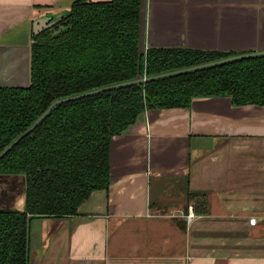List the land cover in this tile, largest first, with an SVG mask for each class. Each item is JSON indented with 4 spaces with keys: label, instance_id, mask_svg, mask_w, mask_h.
<instances>
[{
    "label": "crops",
    "instance_id": "1",
    "mask_svg": "<svg viewBox=\"0 0 264 264\" xmlns=\"http://www.w3.org/2000/svg\"><path fill=\"white\" fill-rule=\"evenodd\" d=\"M73 1L0 0V86L28 83L33 21ZM141 15L146 48L264 50V0H142ZM110 173L78 216L35 229L31 264H264V107L148 110L113 138Z\"/></svg>",
    "mask_w": 264,
    "mask_h": 264
},
{
    "label": "trees",
    "instance_id": "2",
    "mask_svg": "<svg viewBox=\"0 0 264 264\" xmlns=\"http://www.w3.org/2000/svg\"><path fill=\"white\" fill-rule=\"evenodd\" d=\"M140 13L141 0H76L71 15L32 36L30 87L0 88V154L57 100L238 54L150 48L141 55ZM220 96L236 107H264V56L56 106L0 159V175L27 179L26 212L0 211V264H30L29 216H78L94 192L109 190L111 142L140 115ZM186 194L197 215L209 214L205 193Z\"/></svg>",
    "mask_w": 264,
    "mask_h": 264
},
{
    "label": "water",
    "instance_id": "3",
    "mask_svg": "<svg viewBox=\"0 0 264 264\" xmlns=\"http://www.w3.org/2000/svg\"><path fill=\"white\" fill-rule=\"evenodd\" d=\"M76 1V0H75ZM73 1L70 7L61 13H47L33 21L32 27L30 28L29 31V43H28V55H27V66H28V83L24 86H0V88H29L31 85V59H32V45L35 43L33 41L32 36L39 35L42 33L44 30H48L53 28L54 26L58 25L63 19H65L67 16L71 15V7ZM100 1V0H96ZM141 7H142V0H141ZM142 15L140 13V39H139V47H140V54L145 55L147 53V50L150 48H156V47H149L146 48L144 47L142 43ZM63 28H60L58 32H61ZM167 48H184V49H190L186 47H167ZM192 50H200V49H192ZM201 51H210V50H201ZM221 52H237L238 54L236 56H232L226 59H222L219 61H215L212 63H206L194 67H189L185 68L182 70H177L173 71L170 73H165L153 77H144L141 79H136L132 81H127L119 84H114L111 86L103 87L97 90L89 91L86 93H82L79 95L71 96L68 98H63L60 100L55 101L49 108L48 110L42 114L22 135L17 137L1 154H0V159L3 158L10 150H12L23 138L28 136L30 133L33 132V130L51 113V111L58 105L70 102V101H75L78 99H82L85 97H89L98 93L106 92V91H111V90H116L119 88H124L127 86L135 85V84H141V83H146L148 81L152 80H157L160 78L164 77H169V76H176V75H181V74H186L210 67H215L219 65H223L229 62L237 61V60H243L247 58H252V57H258V56H264V50H229V51H221ZM220 97H227L231 100L230 97L228 96H220ZM209 98H214V97H209ZM199 99H208V98H198L193 100H199ZM192 102V103H193ZM232 102V100H231ZM191 103V105H192ZM233 104V102H232ZM236 107V106H235ZM141 116V115H140ZM137 122V121H136ZM2 177L0 180V211L1 212H18V213H25L26 212V196H27V179L26 176L24 175H0ZM111 177V173H110ZM94 194V193H93ZM92 194V195H93ZM91 198V197H90ZM54 219H60L56 217H35V216H29L28 221H29V227H30V264L32 260V255L34 254V248L32 252L31 248V243H32V238L33 242L35 239L34 232L37 227L41 226L44 222L46 223L47 221H52Z\"/></svg>",
    "mask_w": 264,
    "mask_h": 264
},
{
    "label": "built area",
    "instance_id": "4",
    "mask_svg": "<svg viewBox=\"0 0 264 264\" xmlns=\"http://www.w3.org/2000/svg\"><path fill=\"white\" fill-rule=\"evenodd\" d=\"M194 214H193V212L191 211V213L188 215V219H189V221L191 222L193 219H194ZM256 222H257V219L256 218H252L251 220H250V223L252 224V225H255L256 224Z\"/></svg>",
    "mask_w": 264,
    "mask_h": 264
},
{
    "label": "rangeland",
    "instance_id": "5",
    "mask_svg": "<svg viewBox=\"0 0 264 264\" xmlns=\"http://www.w3.org/2000/svg\"><path fill=\"white\" fill-rule=\"evenodd\" d=\"M96 1V0H95ZM0 177H2V176H0ZM0 180H1V178H0ZM178 191V190H177ZM173 192L175 193V191L173 190ZM32 245H31V248H32V252H33V248H34V242H33V238H32V243H31ZM32 259H33V257H32ZM32 264H33V262H32Z\"/></svg>",
    "mask_w": 264,
    "mask_h": 264
}]
</instances>
